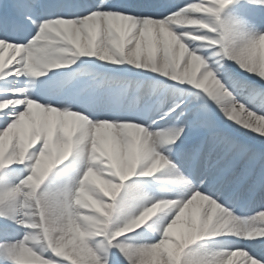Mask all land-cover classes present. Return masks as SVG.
Here are the masks:
<instances>
[{"label":"snow or ice","instance_id":"snow-or-ice-1","mask_svg":"<svg viewBox=\"0 0 264 264\" xmlns=\"http://www.w3.org/2000/svg\"><path fill=\"white\" fill-rule=\"evenodd\" d=\"M264 264V0H0V264Z\"/></svg>","mask_w":264,"mask_h":264},{"label":"bare ground","instance_id":"bare-ground-1","mask_svg":"<svg viewBox=\"0 0 264 264\" xmlns=\"http://www.w3.org/2000/svg\"><path fill=\"white\" fill-rule=\"evenodd\" d=\"M243 259H244L243 257H236L235 258L236 264H242Z\"/></svg>","mask_w":264,"mask_h":264}]
</instances>
